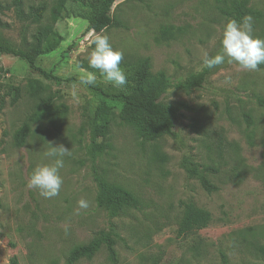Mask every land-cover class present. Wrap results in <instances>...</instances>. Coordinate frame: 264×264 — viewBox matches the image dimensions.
<instances>
[{"label":"rangeland","instance_id":"rangeland-1","mask_svg":"<svg viewBox=\"0 0 264 264\" xmlns=\"http://www.w3.org/2000/svg\"><path fill=\"white\" fill-rule=\"evenodd\" d=\"M59 1L25 0L24 9L45 5L40 26H53L62 36L60 47L37 61L62 83L31 73L19 58L0 56V264H67L74 248L112 229L117 234V263L102 247L93 258L76 264H264V109L258 104L264 99V69L242 72L236 64L225 63L210 69L202 88L190 93L171 90L163 102L184 105L174 136L146 142L116 121L109 147L94 161L87 126L94 107L105 101L116 115L122 109L97 89L115 93L121 88L105 83L98 70L88 66L95 34L88 31L84 16L95 0H67L66 13L53 24L51 11ZM242 1L260 14L253 17L254 34L264 37V0ZM11 3L0 0V38L23 48L39 25L21 21L13 8L6 9ZM221 5L219 0H121L112 14L123 27L104 33L124 52L121 67L127 76L149 59L153 74L163 72L177 83L202 72L205 53L214 56L220 50L227 22ZM87 72H95L96 86L79 85V77ZM31 82L42 86L41 98L52 96L54 106L68 110L55 121L32 124L31 135L20 147L17 134L39 104L30 96ZM73 84L78 85L75 97ZM12 88L21 90L15 105ZM246 115L252 117L251 125ZM48 142L72 151L61 170L60 195L52 199L26 186L34 167L50 162L44 155ZM186 163L214 170L207 175L217 191L207 193L198 179L189 177ZM95 170L109 184L133 193L138 208L115 218L101 209ZM80 199L87 200L89 208L77 214ZM182 203L208 211L211 224L180 235Z\"/></svg>","mask_w":264,"mask_h":264},{"label":"trees","instance_id":"trees-1","mask_svg":"<svg viewBox=\"0 0 264 264\" xmlns=\"http://www.w3.org/2000/svg\"><path fill=\"white\" fill-rule=\"evenodd\" d=\"M25 0H12L7 10L14 9L16 16L23 22L31 25H39L37 32L31 37V42L26 41L23 48L16 47L10 41L0 38V56L19 58L27 62L31 73L40 75L49 82L62 83L63 80L51 72H47L37 66L41 56L55 52L64 41L62 36L56 32L53 26H40L47 12L45 5L29 7L24 9ZM121 0H95L90 13L85 17L88 22V31L94 34L104 32L110 28H121L122 24L114 18L112 11L116 3ZM220 14L226 19L241 21L245 15L259 16L258 12L249 9L242 0H219ZM67 0H60L51 11L53 24L58 23L66 13ZM4 8L0 4V11ZM259 68L264 69V65ZM210 69L196 74H191L185 80L177 83L163 72L153 74L149 59L139 62L138 70L132 76H127V84L117 92H108L97 89L100 93L122 105L118 115L108 106L105 101H100L93 109L87 122L90 134L89 155L92 160L100 158L109 147L107 144L111 134L112 126L116 121L123 126L130 127L136 136L146 142H155L166 136H174L176 120L183 104L163 102V98L173 89L190 93L202 88L206 82ZM30 96L37 98L39 104L37 110L30 116L17 134V143L23 147L27 138L31 135L32 124L42 120L55 121L67 113L66 106H54V98H41L42 86L38 82L29 85ZM12 104L15 105L20 97L21 90L12 88ZM258 104L264 109V99H259ZM4 105V101L2 103ZM248 124L253 123L251 116H245ZM189 177L196 178L202 184L207 193L217 191V187L208 178V173L214 171L210 168L200 169L194 163L184 165ZM94 181L97 187V204L112 218L120 216L126 209H136L139 206L137 197L123 187L109 184L108 181L94 172ZM182 217L179 224V234L188 236L197 231L207 228L212 222L211 214L192 203H182ZM116 232L112 229L100 232L88 245L74 248L68 258L67 264H76L81 259L93 258L98 251L105 247L109 259L113 263L118 262L116 252ZM264 255V247L260 248ZM13 264H17L16 261Z\"/></svg>","mask_w":264,"mask_h":264},{"label":"clouds","instance_id":"clouds-1","mask_svg":"<svg viewBox=\"0 0 264 264\" xmlns=\"http://www.w3.org/2000/svg\"><path fill=\"white\" fill-rule=\"evenodd\" d=\"M254 31V18L250 14L245 15L241 21L228 19L221 33L220 50L214 56L205 53L199 70L212 69L225 63L236 64L242 72L259 70L264 65V37L255 35ZM91 43L94 47L87 56L89 68L98 70L105 83H110L114 88H123L127 84L126 73L121 67L124 52L114 48L110 36L104 32L96 33ZM230 79V76H225L226 82ZM96 84L95 72H87L79 77V85ZM77 92L78 85L73 84L72 95L75 97ZM48 143L50 147L44 155L50 162L36 165L26 186L37 190L43 198L52 199L60 195L64 183L61 170L65 167V157H70L72 151L63 144L53 146V142ZM77 205V214L80 209L89 208V202L85 199L78 200ZM67 233L68 229L65 228Z\"/></svg>","mask_w":264,"mask_h":264}]
</instances>
